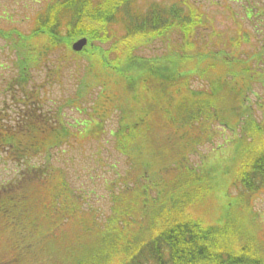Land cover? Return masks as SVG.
Returning a JSON list of instances; mask_svg holds the SVG:
<instances>
[{"label":"trees","instance_id":"16d2710c","mask_svg":"<svg viewBox=\"0 0 264 264\" xmlns=\"http://www.w3.org/2000/svg\"><path fill=\"white\" fill-rule=\"evenodd\" d=\"M138 1L48 0L29 35L10 38L17 73L4 89L14 115L9 116L7 105L0 109V149L23 168L0 184V226L8 233L10 250L0 264H32L38 253L37 259L51 257L48 243L62 221L83 207L64 169L50 165L53 150L69 142L72 126L62 104L55 109L46 105L45 92L33 85L31 74L55 49L73 53L70 45L80 36L88 44L73 54L85 56L86 65L65 104L81 112L89 91L99 87L86 119L76 125L97 137L114 114L113 147L126 157L129 171L107 182L110 213L90 222L83 230L91 234L90 244L72 245L66 258L58 256L62 264H264V242L245 231L235 211L238 203L246 205L264 191V97L254 90H264L261 54L253 56L255 61L237 58L231 37L225 42L229 51L191 50L192 36L205 25L197 7L179 0L139 12ZM116 26L124 35L106 45L108 31ZM173 32L181 43L170 44ZM44 37L47 44L35 49L32 42ZM157 37L170 44L163 53L141 57L132 52ZM195 80L205 88L192 87ZM145 136L151 138L148 143ZM217 136L219 146L232 148L240 201L225 209L226 215L233 210L231 218L210 223L198 202L212 182L211 169L203 159L195 166L188 153ZM140 139L142 151L161 154L171 141V153L158 163L162 168L151 171L150 161L138 160ZM36 157L43 163L32 164ZM36 203L41 207L34 212ZM193 209L197 216L190 214Z\"/></svg>","mask_w":264,"mask_h":264},{"label":"rangeland","instance_id":"374dc122","mask_svg":"<svg viewBox=\"0 0 264 264\" xmlns=\"http://www.w3.org/2000/svg\"><path fill=\"white\" fill-rule=\"evenodd\" d=\"M89 1L91 4H96L100 0ZM178 1L139 0L136 3V7L137 11L143 12L151 4L171 5L178 3ZM209 1L186 0L188 6L199 8L198 10L205 16V25L198 28V31L191 38L189 45L191 50L203 53L218 49L229 51L228 48L226 49L225 42L230 37L234 39L233 41L236 40L240 43L235 50L240 52L247 51L248 49L251 50L249 42L243 40V36L249 39L248 34L245 32L244 24L233 23L230 12V9L235 10L233 3L230 0ZM47 2L48 0H0V31L4 33L8 32L11 39L15 37L14 33L28 36L31 29L35 26L36 16L42 12ZM248 30L252 33V42L259 46L261 42L256 40V36L259 34L254 33L253 29L249 26ZM108 33L111 38L106 45L113 43L114 39H120L124 35V29L121 26H116L111 28ZM2 36L4 39L6 38L4 35ZM179 37L177 32L171 33V37L169 38L170 44H172L173 40L180 42ZM10 38L8 41L0 38V66L2 64L4 67V69L0 70V109L6 105L9 106V116L12 117L14 115V107L11 102L6 100L2 86L3 83H6L7 79H10L11 76L14 77L17 73L15 65L16 56L13 48L11 49V45L8 43ZM80 38L86 37L80 36L78 39ZM47 42L48 39L44 37L34 40L32 45L35 46V49H41L42 44L46 45ZM170 44H166L162 39L157 37L147 44L135 47L132 52L141 57H150L163 53L164 48ZM119 46L122 48L121 45ZM44 53L42 49V56ZM73 53L67 54V50L63 48L55 49L48 53L38 66L31 69V74L33 85H41L42 90L45 92L46 105L50 109H55L58 105L62 104L63 117L72 126L70 128L72 136L69 142L53 150L50 165L55 166L57 169H64L66 180L69 182L70 187L80 194L83 207L76 216L70 215L62 221V226L55 232V238L48 243L47 249L51 253L54 252L52 256L37 259L41 256L38 253L33 258L32 264H62L63 259L58 256L66 258L68 250L72 245L81 242L90 244L92 240L91 234L83 230L90 227V222L93 221L95 223L96 220H103L110 213L107 182L115 179L117 175L123 176L129 171L126 157L113 147L110 132L116 126V116L114 114L106 119L97 137L93 135L91 137L88 136L86 128L76 125V123H81L86 119V114L90 111L91 97L99 94V87H94L89 91L90 96L82 101L84 110L81 112L77 111L73 105L65 104V98L73 96L77 85L78 73L86 65L85 56H78ZM234 54L236 53L234 52ZM42 56H39V58ZM244 56L245 53L242 54V57ZM64 59L68 60L64 61ZM74 61H77L78 65H74ZM191 85L192 87L205 88L204 83L196 80L192 81ZM254 90H259L264 97V90L259 87H254ZM115 94L117 95V92ZM250 99L251 101L255 100V96L250 95ZM47 106H44L46 110H48ZM159 127L161 128V134H163V129L165 128H163V125ZM145 139L148 143L151 138L145 136ZM171 140L174 141V137H171ZM219 142L220 138L217 136L209 142L204 141L199 146V149H197V152L194 150L188 153L190 162L197 163L199 159H203L204 166L207 169H211L210 176L212 177L213 185L210 180L208 192L206 190L202 191L204 199L202 202H198V205L202 207L201 211H205L210 223H215L218 220L223 222L225 219L231 218L233 210L231 215L225 214L227 204L240 201V190L238 187H233L235 185L233 181L235 166L231 161L232 148L223 147L217 149V147H212ZM139 143L141 148L138 151V160H143V162L150 161L151 165L149 167L151 171L162 168L158 166V163L168 157L166 156L167 153H171V141V148L168 147L164 154H161L160 151L157 153L142 151L141 139ZM42 163L43 158L41 157L32 159V164ZM230 163L232 165L228 167ZM22 168L23 165L16 164L10 159L5 150L0 149V184L10 181ZM205 171L203 172L205 173ZM129 173L133 174L131 171ZM207 181H202L201 185L207 183ZM40 207L41 205L36 203L33 211L37 212ZM135 209H133L132 214L137 217ZM235 211L238 223L242 224L245 231H248L256 239L264 242V191L254 194L252 200L246 205L238 203ZM190 214L197 216L199 213L193 209L190 210ZM8 243V233L2 231L0 226V258H6L10 254L9 247L7 246Z\"/></svg>","mask_w":264,"mask_h":264},{"label":"flooded vegetation","instance_id":"af4514ba","mask_svg":"<svg viewBox=\"0 0 264 264\" xmlns=\"http://www.w3.org/2000/svg\"><path fill=\"white\" fill-rule=\"evenodd\" d=\"M234 7L243 9L247 12L254 9H264V0H232Z\"/></svg>","mask_w":264,"mask_h":264},{"label":"water","instance_id":"95a60500","mask_svg":"<svg viewBox=\"0 0 264 264\" xmlns=\"http://www.w3.org/2000/svg\"><path fill=\"white\" fill-rule=\"evenodd\" d=\"M86 43V40L85 38H82V39H79L77 41H75L73 44H72V48L76 51H79L82 49V47L85 45Z\"/></svg>","mask_w":264,"mask_h":264}]
</instances>
